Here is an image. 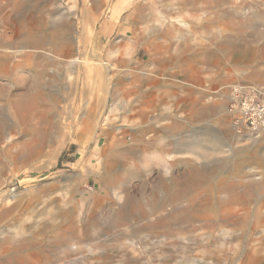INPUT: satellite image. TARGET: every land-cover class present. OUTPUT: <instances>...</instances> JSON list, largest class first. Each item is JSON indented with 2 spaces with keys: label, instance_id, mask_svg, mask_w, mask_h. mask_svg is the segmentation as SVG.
Instances as JSON below:
<instances>
[{
  "label": "rangeland",
  "instance_id": "rangeland-1",
  "mask_svg": "<svg viewBox=\"0 0 264 264\" xmlns=\"http://www.w3.org/2000/svg\"><path fill=\"white\" fill-rule=\"evenodd\" d=\"M14 77L0 264H264V131L227 110L264 82V0H0Z\"/></svg>",
  "mask_w": 264,
  "mask_h": 264
},
{
  "label": "built area",
  "instance_id": "built-area-1",
  "mask_svg": "<svg viewBox=\"0 0 264 264\" xmlns=\"http://www.w3.org/2000/svg\"><path fill=\"white\" fill-rule=\"evenodd\" d=\"M227 110L237 129L252 136L264 130V82L236 81L228 89Z\"/></svg>",
  "mask_w": 264,
  "mask_h": 264
},
{
  "label": "bare ground",
  "instance_id": "bare-ground-1",
  "mask_svg": "<svg viewBox=\"0 0 264 264\" xmlns=\"http://www.w3.org/2000/svg\"><path fill=\"white\" fill-rule=\"evenodd\" d=\"M106 68H107V66H106ZM12 82L15 84V87H14L15 89L22 90L23 92L20 94L19 97L15 98V99H12L10 95H8L7 97H4V92L7 91V89H6V87L4 85H0V99H4L5 98L8 101L9 105L14 107V108H17V109H20V108L21 109H25V108H27L29 106V101L31 99V95H29V94L34 92V88H36L38 86L37 79L34 77L31 80V82H29V80L27 78L24 79L23 77H17V78L14 77ZM29 90H31V91H29ZM107 133L108 132H105V134L104 133H102V134L107 135ZM106 137H108V136H106ZM109 146H110V144L107 145L106 147L109 148ZM214 150H215V148H214ZM121 152L122 151L116 149V150L112 151V155L116 156V155L120 154ZM207 152H208L207 149L201 148L200 155L201 156H205L207 154ZM222 203H224V202H222Z\"/></svg>",
  "mask_w": 264,
  "mask_h": 264
}]
</instances>
